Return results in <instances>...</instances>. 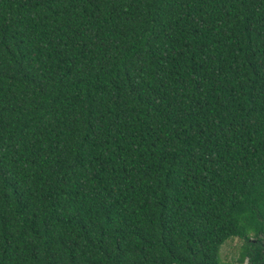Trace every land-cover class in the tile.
<instances>
[{"label": "trees", "instance_id": "obj_1", "mask_svg": "<svg viewBox=\"0 0 264 264\" xmlns=\"http://www.w3.org/2000/svg\"><path fill=\"white\" fill-rule=\"evenodd\" d=\"M260 234L264 0H0V264Z\"/></svg>", "mask_w": 264, "mask_h": 264}, {"label": "flooded vegetation", "instance_id": "obj_2", "mask_svg": "<svg viewBox=\"0 0 264 264\" xmlns=\"http://www.w3.org/2000/svg\"><path fill=\"white\" fill-rule=\"evenodd\" d=\"M236 240L241 246L238 249L239 258L235 264H264V234Z\"/></svg>", "mask_w": 264, "mask_h": 264}, {"label": "rangeland", "instance_id": "obj_3", "mask_svg": "<svg viewBox=\"0 0 264 264\" xmlns=\"http://www.w3.org/2000/svg\"><path fill=\"white\" fill-rule=\"evenodd\" d=\"M241 246L238 240H229L225 243V245L221 249V259L223 263L230 262L231 264H235L239 258L238 249Z\"/></svg>", "mask_w": 264, "mask_h": 264}]
</instances>
